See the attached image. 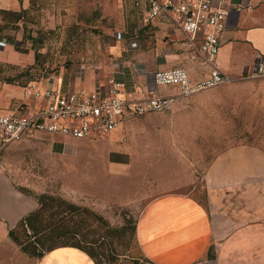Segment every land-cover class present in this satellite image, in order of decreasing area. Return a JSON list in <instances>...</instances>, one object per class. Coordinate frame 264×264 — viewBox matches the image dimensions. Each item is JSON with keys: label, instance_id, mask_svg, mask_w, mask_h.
Here are the masks:
<instances>
[{"label": "rangeland", "instance_id": "374dc122", "mask_svg": "<svg viewBox=\"0 0 264 264\" xmlns=\"http://www.w3.org/2000/svg\"><path fill=\"white\" fill-rule=\"evenodd\" d=\"M136 1L24 0L22 21L0 17L3 39L22 53H0L11 63L0 62V99L10 103L0 104V116L31 111L25 89L33 83L60 80L68 85L84 81L85 70L95 73L122 62L127 72L143 65L150 74L175 68L201 74V61L194 59L184 35L172 27L163 34L156 26H144ZM117 37L124 39V55L114 59L110 47ZM132 44L136 47L126 52ZM34 136L24 139L23 152L11 150L13 144L0 150V169L13 177L15 186L34 199L62 198L102 217L104 222L88 229L99 240L93 248L98 264H149L136 238V222L142 205L159 196L154 173L161 172V181L170 184L167 193L191 194L203 203L202 176L220 152L245 144L264 147V78L237 79L201 92L169 112L125 121L118 131L91 142ZM48 137L62 141L50 140L51 149ZM67 144L76 146L75 156L55 154ZM127 154L124 164L114 162ZM4 220L0 218V264H39L41 259L24 254L11 240Z\"/></svg>", "mask_w": 264, "mask_h": 264}, {"label": "crops", "instance_id": "0c3cea01", "mask_svg": "<svg viewBox=\"0 0 264 264\" xmlns=\"http://www.w3.org/2000/svg\"><path fill=\"white\" fill-rule=\"evenodd\" d=\"M231 8L218 62L230 77L241 79L254 69L257 58L264 55V0H232ZM24 10V0H0V11L19 13ZM153 26L160 28L163 34H169L171 27L179 30L166 17L158 18ZM2 39L0 53L9 56L22 54L15 44ZM123 41L117 37L115 45L110 47L114 59L123 57ZM132 48L129 45L126 52H132ZM0 62L11 64L1 58ZM122 63L105 67V70L97 69L95 73L85 70L84 81L65 85L63 81L56 80L45 86L75 91L90 85L93 90L107 83L109 78L99 82L94 79V76L99 78L103 74L112 75L111 78L126 84L128 81L132 83L128 85L136 88L139 99L146 98L150 90H155L145 66L127 72ZM199 66L201 74L189 72L193 82L210 75L209 67L201 62ZM157 91L161 94L175 92L170 89ZM31 99L30 105L33 106L36 101ZM0 104L3 107L10 105L5 98L0 99ZM17 112L7 111L4 115ZM124 132L119 134L122 136ZM32 138L35 136L25 140L31 141ZM50 140L61 142L62 138L48 137V145L52 149ZM13 145L16 146L11 150L24 151V140ZM75 147L67 144L64 150L55 154L73 157ZM127 156L117 155L121 160L114 162L124 164ZM154 174V190L159 196L142 205L136 222V238L150 264H264V147L245 144L220 152L203 173L206 194L203 203L191 194L167 193L165 190L170 184L161 181V172ZM37 207L36 199L19 190L13 177L0 169V218L5 219L3 222L8 223L9 229L16 228ZM38 263L95 264L86 253L74 248L57 249Z\"/></svg>", "mask_w": 264, "mask_h": 264}, {"label": "built area", "instance_id": "2783aa9c", "mask_svg": "<svg viewBox=\"0 0 264 264\" xmlns=\"http://www.w3.org/2000/svg\"><path fill=\"white\" fill-rule=\"evenodd\" d=\"M136 6L143 13L144 26L153 25L160 17L173 22L194 59L210 68L209 77L193 82L184 68L156 71L151 74L155 90L144 99L136 97V88L114 77L93 90L64 91L33 83L25 89L36 101L32 110L0 117V150L36 134L95 140L118 131L125 121L169 112L181 100L237 80L218 62L232 0H137ZM260 78H264V55L241 79ZM158 89L175 92L161 94Z\"/></svg>", "mask_w": 264, "mask_h": 264}, {"label": "trees", "instance_id": "16d2710c", "mask_svg": "<svg viewBox=\"0 0 264 264\" xmlns=\"http://www.w3.org/2000/svg\"><path fill=\"white\" fill-rule=\"evenodd\" d=\"M23 14L24 11H0V17L9 19L11 23L22 21ZM1 34L0 27V39L5 38ZM35 199L38 203L37 209L9 231V237L20 250L30 257L42 259L57 249L74 248L86 253L98 264L99 255L93 248L99 245V240L91 238L88 229L94 224L104 222L103 218L88 208L69 203L62 198L42 195Z\"/></svg>", "mask_w": 264, "mask_h": 264}]
</instances>
